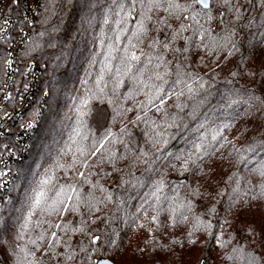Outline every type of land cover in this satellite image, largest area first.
Here are the masks:
<instances>
[{
    "label": "trees",
    "instance_id": "1",
    "mask_svg": "<svg viewBox=\"0 0 264 264\" xmlns=\"http://www.w3.org/2000/svg\"><path fill=\"white\" fill-rule=\"evenodd\" d=\"M148 2L43 1L20 66L22 71L30 64L41 69V88L49 96L42 101L30 150L17 165L16 181L0 208V264H94L100 257L115 264H247L249 254L256 264H264V6L258 0H234L229 11L212 0L211 13L197 24L183 18L187 12L180 19L169 16L166 3L149 11ZM142 21L147 31L137 40L134 34ZM182 24L186 31L180 32ZM201 26L208 30L203 41L197 32ZM210 38L219 46L212 48ZM154 40L159 43L151 47ZM125 49L148 64L144 80L152 76L151 83L160 84L153 73L164 76V92L172 93L169 98L161 92L164 104L155 97L148 103L150 90L141 91L131 79L141 64L134 62L127 75L117 71ZM188 73L203 78V88ZM178 77L197 91L188 93ZM181 90L185 95L178 98L175 93ZM92 92L85 109L89 114L79 117L77 108ZM129 92L132 98L126 99ZM78 127L86 139L76 137L77 143L89 150L106 132L114 134L99 153L86 157L87 168L69 167L74 154L85 159L71 143ZM200 135L210 145L206 154L193 148ZM69 146L72 151L66 152ZM57 161L65 167L55 168L53 183L76 185L91 206L80 203L79 213L38 212L22 230L28 197ZM79 171L88 183L78 177ZM56 223L84 232L49 228ZM198 223L212 228L197 229ZM51 231L61 243L50 248ZM41 232L45 239L30 243ZM97 235L101 239L92 246L89 241ZM93 247L100 251L88 260L81 249ZM68 252H75L73 260L64 258Z\"/></svg>",
    "mask_w": 264,
    "mask_h": 264
},
{
    "label": "snow or ice",
    "instance_id": "2",
    "mask_svg": "<svg viewBox=\"0 0 264 264\" xmlns=\"http://www.w3.org/2000/svg\"><path fill=\"white\" fill-rule=\"evenodd\" d=\"M219 3H222L225 6H228L229 11H232L233 5H234V0H218ZM247 2L249 4H251L253 2V0H247ZM259 4L264 6V0H258ZM13 4H18L19 0H12ZM163 3L167 4V7L164 9L166 12H168L169 16H175L177 19H180L181 15L185 12L188 13V15H184L183 18L185 20L191 19L193 21H196V23H199V17H201L204 14H208L211 13L212 9L209 7V0H191V2H189V0H184V2H181V0H149L148 2V10L151 11L153 8H159L161 7V5ZM200 6L203 11H198L196 10L195 6ZM236 13H237V19H240V9L236 8L235 9ZM148 19H151V17H149ZM208 19L211 20L212 16L208 15ZM8 20L5 18L3 20V24L7 25L8 24ZM146 26L144 24V22L142 21L140 23L139 29L137 31V33H135V37L137 40L140 39V35L144 32H146ZM180 32L186 31V26L185 25H181ZM208 30L207 29H203L202 26L201 28L197 29V32L200 35L201 40L203 41L204 39V33H206ZM6 32L5 28H0V34ZM177 37V33L174 32L172 35V40H175ZM230 42V39L226 41V43L223 45L224 47L227 46V43ZM159 43V41H153V44L151 45V47H155L156 44ZM209 44L212 46V48H215L217 46H219V42L215 39V38H210L209 40ZM129 45L131 46V48H136L137 45L136 44H132V41H129ZM163 47L165 49H167L169 47V44L165 43L163 45ZM204 47L208 48L209 45L205 44ZM233 48L236 47L235 44L232 45ZM177 51H179V49H177ZM184 51H187V48L184 49ZM211 51V49H210ZM229 55H231V51L228 53ZM153 57L149 56L147 58L148 63H151ZM156 59L158 61H163V57L162 56H158L156 57ZM139 63L141 64V67H138L136 69V72L133 73V75L131 76V79L138 83L139 85L142 86L141 91H143L144 88H147L150 90V94L148 97V103H152L153 98H159V104L162 105L165 103V99L163 96H161V92H164L163 89V83L164 81V76L159 73V72H155L153 73L154 77L156 80L161 81L160 84H153L151 83L152 80V76H149L148 80H144L143 77L145 75V69L147 68L148 64L144 63L143 61H141V57L138 56L136 54L135 51H129L128 49H125V56L122 58V69H117V71H123V73L125 75H127L128 73H130L132 71V66L133 63ZM9 64L11 63L10 61L8 62ZM160 64L158 63L156 65V67H159ZM236 73L233 72L232 75H235ZM192 80H193V84L199 82V86L200 88H203V78L200 77H194L192 76L191 73L187 74ZM177 83H184L185 84V88H187L188 93H192L194 94L195 91H197L196 89H194L192 87L191 84H187L185 81H183L180 77L177 78ZM100 81H97V85H99ZM120 81L117 82L116 87L118 88L120 86ZM154 89L155 91L152 92L151 90ZM100 92H103V89H99ZM177 95V97L179 98L180 96L185 95L184 91L181 90L178 93H175ZM133 93L129 92L126 95V99H130L132 98ZM165 96H168L169 98L171 97L172 93H168V92H164ZM95 96V92H92L91 96L84 98L81 101V106L77 108V112L79 114V117H84L86 115L89 114L88 111H85V109H87V106L89 104V100ZM191 98V97H190ZM177 107H181V105H177ZM132 109H127V111H131ZM157 110H159V105H157ZM117 114L120 113V109H117ZM137 120L140 119L139 116L136 117ZM81 123H83V121L81 120ZM134 123V121H133ZM228 125H224V127H227ZM204 126L201 125V128H203ZM124 130L122 129V132ZM114 134H112L110 131L106 132L105 136L102 137L100 140H98L96 143L92 144L91 149H86L83 144H78L77 143V139L76 137H80L81 140L86 139V136H81V129L78 127L75 130V136H73L71 138V143L72 145H76L75 148V153L79 154V157H84V160H79L77 158V156L74 154L73 155V165H70L69 167H72L76 164H82L83 167L87 168L88 164H87V156L91 155V156H95L97 153H99L101 151V149L104 148L105 142L107 141V138L110 136H113ZM217 137L216 135L212 136V139L215 140ZM197 140H199V143H196L195 141L193 142V148L195 150V152L197 153H201L203 152L204 154H206L208 152V149L210 147V145H208L206 143V137L204 135H200L197 137ZM67 151H72V147L69 146L66 149ZM62 153V154H66ZM112 155H115L114 153ZM169 155L171 156L172 154L169 153ZM192 157V153H188V158L191 159ZM176 160H181L182 156L181 155H176L175 156ZM187 163L188 161L185 160L183 163V167L186 169L187 168ZM65 165L59 163V161H57L56 165L54 166L53 169H50L49 173L46 174L44 176V178L41 179V181L39 182L37 188L33 191L32 195L28 197V205H27V214L24 217V223L21 225L22 230L23 229H27L29 224L32 223V218L34 216L37 215L38 212L40 213H47L49 215L51 214H61V213H66V212H73V213H79L80 211V203L84 202L87 203L89 206H91V201L86 199L85 197L81 196L80 191L78 190L77 186L74 184H68V185H59V184H54L53 181L55 180V168H64ZM262 175H264V172L261 173ZM78 177H80L81 179H83L86 183H88L89 181H87L85 172L83 171H79L77 173ZM162 183V182H161ZM160 191V188H157V192ZM52 193V195H49V193ZM153 195H155V193H153ZM157 199H159V197L157 196ZM141 207H143V205H141ZM137 211H139V209H137ZM214 211V209H211L210 212ZM152 220L155 221L156 217H152ZM36 226L40 227L41 221L37 220L36 222ZM49 228H55V229H59L63 232H65V234H67L68 232H80L83 233L84 232V228H75V227H71L68 224H64L61 225L60 223H56V224H49L48 225ZM141 227H143V225H141ZM197 229L199 228H204L205 230H209L212 228V224L211 223H198L197 224ZM49 247L51 248L53 246V244L59 245L61 243V238L57 236V232L56 231H51L49 234ZM45 239V233L41 232L40 235L37 237V239H33L30 240V243L32 244H36L37 240H41L43 241ZM101 237L99 235L97 236H93L90 239V244L92 246H96L98 241H100ZM64 243H67L66 241ZM81 251H86L88 252V256L87 259L91 260V253L92 252H96V251H100V249L98 247H93L91 249H81ZM235 251V250H234ZM63 256V254H61ZM67 260H73L75 258V252H68L67 256L64 257ZM94 264H110L109 261L104 260L102 257L98 258ZM247 264H256V258L251 256L249 254L248 256V261Z\"/></svg>",
    "mask_w": 264,
    "mask_h": 264
},
{
    "label": "built area",
    "instance_id": "3",
    "mask_svg": "<svg viewBox=\"0 0 264 264\" xmlns=\"http://www.w3.org/2000/svg\"><path fill=\"white\" fill-rule=\"evenodd\" d=\"M44 0H0V208L17 178L16 167L27 156L30 140L42 117L41 69L21 70L20 54L30 41ZM7 19V25L3 20ZM11 62L10 64L8 62Z\"/></svg>",
    "mask_w": 264,
    "mask_h": 264
},
{
    "label": "water",
    "instance_id": "4",
    "mask_svg": "<svg viewBox=\"0 0 264 264\" xmlns=\"http://www.w3.org/2000/svg\"><path fill=\"white\" fill-rule=\"evenodd\" d=\"M211 4H212V0H209V7H211ZM104 260L109 261L110 264H115V263H113V262H112L111 260H109V259H104Z\"/></svg>",
    "mask_w": 264,
    "mask_h": 264
}]
</instances>
